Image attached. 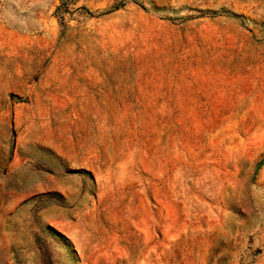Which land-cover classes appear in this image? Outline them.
Listing matches in <instances>:
<instances>
[{
	"label": "rangeland",
	"instance_id": "rangeland-1",
	"mask_svg": "<svg viewBox=\"0 0 264 264\" xmlns=\"http://www.w3.org/2000/svg\"><path fill=\"white\" fill-rule=\"evenodd\" d=\"M0 264H264V0H0Z\"/></svg>",
	"mask_w": 264,
	"mask_h": 264
}]
</instances>
